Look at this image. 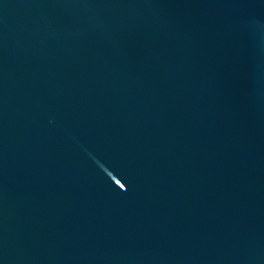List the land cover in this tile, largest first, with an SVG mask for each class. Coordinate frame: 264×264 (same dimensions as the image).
<instances>
[{"label": "water", "instance_id": "water-1", "mask_svg": "<svg viewBox=\"0 0 264 264\" xmlns=\"http://www.w3.org/2000/svg\"><path fill=\"white\" fill-rule=\"evenodd\" d=\"M0 264H264V0H0Z\"/></svg>", "mask_w": 264, "mask_h": 264}]
</instances>
